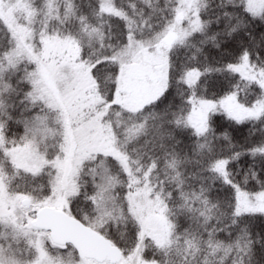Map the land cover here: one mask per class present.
<instances>
[{
	"label": "snow or ice",
	"instance_id": "1",
	"mask_svg": "<svg viewBox=\"0 0 264 264\" xmlns=\"http://www.w3.org/2000/svg\"><path fill=\"white\" fill-rule=\"evenodd\" d=\"M0 264H264V0H0Z\"/></svg>",
	"mask_w": 264,
	"mask_h": 264
}]
</instances>
